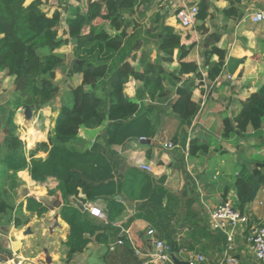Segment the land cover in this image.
Instances as JSON below:
<instances>
[{
	"label": "trees",
	"instance_id": "16d2710c",
	"mask_svg": "<svg viewBox=\"0 0 264 264\" xmlns=\"http://www.w3.org/2000/svg\"><path fill=\"white\" fill-rule=\"evenodd\" d=\"M242 1L232 0V4L221 12L226 17L242 15L238 13ZM139 6L140 0H98L90 2L86 8L68 5L66 38L59 35L61 12L56 10L50 16L43 8V0L29 3L27 0H0V74L5 72L14 78L11 97L5 107H0L6 113L4 137L0 144V214L20 229L28 224L32 215L42 216L49 210L32 196H28L25 202L15 203L14 197L22 184L17 175L19 171L28 169L31 178L39 184L48 186L50 182L55 183L48 192L60 193L64 202L60 214L70 226L64 242L68 247L67 264L75 253L84 251L92 241L116 243L123 240V248L134 254V248L127 245V235L115 225L117 218L127 209L126 201L136 202V213L127 220L124 229L129 228L136 218H144L157 229V237L162 239L165 235L167 241L163 240L172 251H178L187 243L172 238L177 229H170L169 222L178 215L174 206L179 204V198L165 188L166 175L156 179L145 169L127 165L116 150L131 138L152 140L157 136L162 121L157 119L158 103L168 101L172 114L178 120V129L191 125L200 110L199 102L193 97L200 73L181 80L176 71H170L176 52V58L182 60L197 43L185 44L182 34L160 17H156L153 28L146 30L147 36L142 35L141 28L125 37L109 32V28L134 26L133 16ZM197 6L194 28L203 35L199 46L204 65L208 67V77L213 80L222 72L225 62V51L218 45L222 34L210 32L206 26L211 16V1L199 0ZM151 39L156 42L159 54L155 61L144 65L149 76L137 88L136 97L130 98L125 94L124 86L137 67L128 58L133 59V52ZM67 44L73 45L75 55L70 64L66 63L62 53L56 51ZM215 55L218 61L213 60ZM236 61L239 64L242 59ZM60 68L68 76L81 74V84L70 87L62 98L48 140L39 141L28 149L17 134V111L30 107L35 113L50 105L60 93V87L51 84L50 78ZM168 79L171 88L166 86ZM170 93L174 94L173 98H170ZM147 96L149 102L144 103ZM103 125L105 131L99 137L103 142L97 139L86 150L75 146L82 126L97 128ZM263 129L264 84L240 102V109L234 117L223 119L222 136L260 137ZM209 150L210 144L200 137L190 139L188 153L191 157ZM41 152L46 156L38 157ZM148 155L151 156L150 151ZM256 178L260 182L259 192L264 189V160L245 162L236 177L235 204L243 212L252 202L249 196ZM72 180L89 188L90 201L106 204L107 220L100 221L72 203L75 194L70 189ZM118 195L123 200L118 199ZM193 202L194 199L187 201L184 215L188 220L195 215L191 209ZM250 216L252 219V211ZM184 226L178 224L177 228ZM187 226L191 233L201 232L206 227L197 222ZM221 233L226 241L227 235ZM8 256L12 258L11 253ZM0 259L7 260L1 256Z\"/></svg>",
	"mask_w": 264,
	"mask_h": 264
},
{
	"label": "crops",
	"instance_id": "0c3cea01",
	"mask_svg": "<svg viewBox=\"0 0 264 264\" xmlns=\"http://www.w3.org/2000/svg\"><path fill=\"white\" fill-rule=\"evenodd\" d=\"M31 1L27 0V3ZM49 1L51 3L56 2V6L52 7L50 12H47V9L44 10L50 16L56 10L61 12L60 26L63 33H65L64 37H68L66 35V20L69 16L68 5H80L86 8L90 2L95 3L98 0H43V8ZM198 1L140 0L138 11L133 16L135 19L134 26L109 28V32L113 35L118 34L125 37L135 29L141 28L142 35L147 36L146 30L153 28L156 25V17H160L181 33V30L185 28H182L178 23L177 10L186 3L193 2V4H197ZM210 1L212 4L211 16L208 18L206 26L210 32L217 31L222 34L218 43L219 47L225 51L222 72L215 79H209L208 67L204 65L202 48L199 46L203 35L195 28L190 30L189 34L185 33L187 35L181 34L182 41L185 44L197 43V45L182 60L176 58V52L175 60L170 65V71H176V75L181 80L200 73V78L196 79L198 86L193 96L200 104L198 115L191 125L178 129V120L172 114L168 101L158 103L160 106L158 107L157 119L161 118L162 121L157 136L149 143H140L131 139L127 143L116 147L120 158L127 165L141 169H144L141 167L142 164L150 165L152 170H145L152 173L156 179L166 175L165 188L170 194L179 198V204L174 206V210L177 211L178 215L170 220V229H177V231L175 229L176 232L172 233V238L181 239L187 243L178 251H172L171 261L165 264H188L190 254L196 253H202L210 262L216 261L222 256L227 240H224L220 231L211 229L210 214L212 209L219 203L227 199H235L234 183L236 177L245 162L252 163L243 159H240L241 163H238L235 157L234 160L230 158L235 155V150L230 148L228 152L220 154L221 151H218L216 146L232 141H235L236 145L243 142L242 138L236 135L231 138L222 136L223 119L234 117L240 109V102L264 84V22H254L252 20L254 13L264 9V0H243L241 7L238 9V13L241 12L242 15L235 17H226L221 12L232 4V0ZM124 33L125 35H123ZM158 54L159 50L156 42L151 39L139 50L133 52V59L128 58L137 67V71L129 76L128 82L124 86V92L128 97H136L137 88L149 76L144 71V65L147 62L155 61ZM218 59L217 55L213 57L214 61H218ZM240 59L242 61L237 64L236 60ZM68 77L77 79V85L81 84V74ZM170 83L171 81L168 79L166 81L168 88L172 87ZM170 96V98H173L174 94L170 93ZM61 101L59 100L54 102L55 104L43 108L46 114L51 110V105L54 106L53 126H55L60 111ZM148 102L149 98L147 96L144 103ZM162 106H167L169 110H166V113L176 119V127L172 133L173 141L162 142L158 139L165 127L162 118ZM104 131V125L97 128L82 126L78 134L79 142H76L75 146L86 150L91 148L97 139L103 142L99 137L102 136ZM0 133L4 137L3 129ZM35 133L38 134L40 131L37 130ZM192 137H200L203 141L209 143L210 150L207 153L191 157L188 153V145ZM252 138L261 140V144L264 146V129L260 137L243 139ZM238 139H240L239 142H236ZM166 142L174 143L175 147L173 149L166 148L164 146ZM149 151L151 156L148 155ZM37 156L45 157L46 153L41 152ZM233 165H240L241 169H233ZM211 168L214 169L213 176L210 172ZM17 175L22 180V184L17 189V194L14 197L15 203L25 202L28 196H32L43 202L49 210L42 216L32 215L28 224L20 229L15 227L13 221H7L0 214V256L7 258V260L0 259V264H67L65 260L68 247L64 242L69 235L70 226L62 219L60 214L64 204L60 193L49 194L48 192L49 187H54L55 183L50 182L48 186L37 183L31 178L28 169L19 171ZM70 189L75 192L72 203L73 199L76 198L84 205L83 210L91 213V208H97L105 213L106 204L104 202L89 200L90 190L87 186L72 180ZM257 195L259 196L257 202L255 204L251 202L249 208L252 210L254 217V219L252 217V220L264 224V210L260 209L261 206H264V189H260ZM118 199L123 200L121 196ZM190 199H194L191 209L195 215L191 220H188L184 214L187 210V201L190 202ZM261 202L262 204H260ZM125 204L127 209L122 216L117 218L115 225L121 227L127 235V245L134 248V254L127 252L123 248V244L118 242L119 240L116 243L92 241L84 251L75 253L68 264H145L149 260L148 255L153 251V247L147 231L151 228V225L146 219L138 217L129 228L124 229V224L136 213V202L126 201ZM24 212L30 215L26 210ZM95 217L100 221L107 220V217ZM194 222L205 225V229L201 232L191 233L187 225ZM178 224H184L185 226L178 229ZM26 229H29L30 232ZM162 239L167 241L165 235ZM232 244L234 249L231 254L237 259L236 264H257L243 228L235 231ZM47 252L49 262L46 261ZM10 253L12 258L8 256ZM149 264L156 263L150 262Z\"/></svg>",
	"mask_w": 264,
	"mask_h": 264
},
{
	"label": "rangeland",
	"instance_id": "374dc122",
	"mask_svg": "<svg viewBox=\"0 0 264 264\" xmlns=\"http://www.w3.org/2000/svg\"><path fill=\"white\" fill-rule=\"evenodd\" d=\"M193 2L186 3L185 5H191ZM56 6V2H48L47 5H45L44 9H47V12H50L51 8ZM62 27L59 26V35L64 37L65 33H63ZM193 28L189 29H182L181 33L189 34L190 30H193ZM185 34V35H187ZM125 35V33L123 34ZM67 38V37H66ZM44 51V50H43ZM46 51V50H45ZM59 53H62L65 56V61L67 64H70L75 59V55L73 52V45H61L60 48L56 50ZM51 84H56L60 87V93L57 95L56 99L53 100L51 104L54 102H58L59 100H62L63 97L68 93L70 87L77 85L78 81L75 78L68 77L66 71H64L62 68L58 69L54 72V75L50 78ZM13 84H14V78L8 76L5 72H1L0 74V107L6 106V101L11 97L12 90H13ZM55 104V103H54ZM162 118L165 122L164 131L161 133V136H158V139L163 141H173V129L176 127V119L171 116L170 114L166 113V110H169L167 106H162ZM54 106L51 105V110L44 113L43 109L36 111L35 116L33 114V117L28 120L25 118V115L23 112H19V109L17 111L16 115V122L19 125L17 134L19 136V139L23 141L26 144V148H32L37 142L47 140L48 135L53 132L52 128L54 123ZM5 114L0 109V132H2V129L4 127L5 123ZM34 130V131H33ZM37 130L40 131V133H35ZM36 136V137H35ZM3 140V134L0 133V144ZM240 139L236 140V142H239ZM243 142L240 143V145H236L235 141L226 142L223 145L217 144L216 149L218 151H221L220 154H223L224 152H228V149L235 150V155L231 156L234 160L235 159L240 162V159H243L248 162H254V161H263L264 160V146L261 144V140L259 139H243ZM237 147V148H236ZM236 148V149H235ZM232 159H229L230 161ZM233 169H241L240 165H233ZM211 175L213 176L214 169H210ZM213 179V178H212ZM259 195V194H258ZM256 196V198L252 201V203H256L259 196ZM262 199V198H261ZM264 200V199H263ZM264 202V201H263ZM261 210H264V206H261ZM7 218V217H6ZM4 218V219H6Z\"/></svg>",
	"mask_w": 264,
	"mask_h": 264
},
{
	"label": "built area",
	"instance_id": "2783aa9c",
	"mask_svg": "<svg viewBox=\"0 0 264 264\" xmlns=\"http://www.w3.org/2000/svg\"><path fill=\"white\" fill-rule=\"evenodd\" d=\"M197 12V4L184 5L179 8L176 13V18L180 26L185 29L194 27ZM252 20L254 22H264V9L254 13ZM164 146L168 149H173L175 144L166 142ZM141 167L146 170H152V167L147 164H142ZM90 211L95 216L106 217L105 213L100 209L91 208ZM251 211L248 205L247 210L243 212L236 206L234 198L227 199L216 205L210 214V226L212 230L221 231L227 235V246L224 248L222 256L216 261L210 262L202 253H196L190 254L188 264H236L237 259L231 254V251L234 249L232 243L235 231L239 228L244 229L246 240L251 247L257 264H264V224L253 221L250 216ZM147 233L150 236L153 251L148 255L149 260L145 264H149L150 262L156 264L170 262L172 253L170 245L156 236V230L154 228H149ZM118 242L120 244L124 243L123 240H119Z\"/></svg>",
	"mask_w": 264,
	"mask_h": 264
},
{
	"label": "water",
	"instance_id": "95a60500",
	"mask_svg": "<svg viewBox=\"0 0 264 264\" xmlns=\"http://www.w3.org/2000/svg\"><path fill=\"white\" fill-rule=\"evenodd\" d=\"M19 112H22V110H19ZM23 112H24V115H25V118L26 119L30 120L33 117L34 112H33V110L30 107L24 108L23 109ZM131 139L134 140V141L140 142V143H149L150 142L149 139H144V138H142V139L131 138ZM259 186H260L259 179L256 178L255 179V185H254L253 191H252L251 195L249 196V200L250 201H253L255 199V197L257 195V192H258V189H259ZM117 197L120 198V196H117ZM73 203L77 207H79L80 209H82V210L84 209V205L80 201H78L76 198L73 199ZM26 231L30 232L29 229H26ZM46 261L49 262V254H48V252H47V259H46Z\"/></svg>",
	"mask_w": 264,
	"mask_h": 264
}]
</instances>
